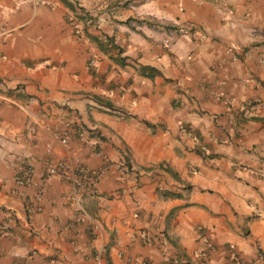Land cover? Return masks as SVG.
Returning <instances> with one entry per match:
<instances>
[{"label":"crops","instance_id":"crops-1","mask_svg":"<svg viewBox=\"0 0 264 264\" xmlns=\"http://www.w3.org/2000/svg\"><path fill=\"white\" fill-rule=\"evenodd\" d=\"M68 1L0 0V264H264V0Z\"/></svg>","mask_w":264,"mask_h":264},{"label":"built area","instance_id":"built-area-1","mask_svg":"<svg viewBox=\"0 0 264 264\" xmlns=\"http://www.w3.org/2000/svg\"><path fill=\"white\" fill-rule=\"evenodd\" d=\"M73 26L77 27V23H75ZM192 28H193V26H191L190 23H187V24L180 26L179 31L182 34H187L191 31ZM94 63H95V59L93 57L88 60V65L93 66V65H95ZM59 141L64 146L67 144L66 137H60ZM65 167H66V161H65V158L62 157L57 163L49 166L47 168V171L49 174H54V173H57V172L64 170ZM31 170H32L31 163L29 161H25L22 168L20 169V171L18 173L19 183H26L29 181ZM74 171L78 174V176L81 179H83V178L88 179L92 183L98 177V174H92L91 172H89V170L83 164L76 165L74 168ZM234 258L236 259L235 256H234ZM236 260L239 264L241 263V261L239 259H236ZM142 264H145V262L143 260H142Z\"/></svg>","mask_w":264,"mask_h":264},{"label":"trees","instance_id":"trees-1","mask_svg":"<svg viewBox=\"0 0 264 264\" xmlns=\"http://www.w3.org/2000/svg\"><path fill=\"white\" fill-rule=\"evenodd\" d=\"M62 1H64V3L70 8V9H72V4H71V2H69L68 0H62Z\"/></svg>","mask_w":264,"mask_h":264}]
</instances>
